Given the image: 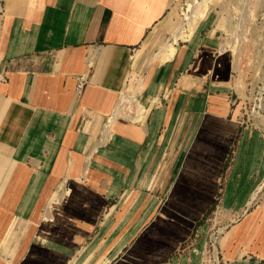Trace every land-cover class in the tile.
I'll use <instances>...</instances> for the list:
<instances>
[{
    "label": "crops",
    "instance_id": "1",
    "mask_svg": "<svg viewBox=\"0 0 264 264\" xmlns=\"http://www.w3.org/2000/svg\"><path fill=\"white\" fill-rule=\"evenodd\" d=\"M177 1L0 0V264H174L217 211L239 217L210 264H264L232 52L150 49Z\"/></svg>",
    "mask_w": 264,
    "mask_h": 264
},
{
    "label": "rangeland",
    "instance_id": "2",
    "mask_svg": "<svg viewBox=\"0 0 264 264\" xmlns=\"http://www.w3.org/2000/svg\"><path fill=\"white\" fill-rule=\"evenodd\" d=\"M212 30L221 37L222 49L229 50L234 56L233 83L240 96L241 120L245 131L254 133L243 150L231 159L242 160L249 154L247 148L253 144L252 136L257 146L260 144V151L255 154L264 159V0L177 1L171 6L166 23L156 31L150 49L159 51L178 40H191L195 34ZM133 95L134 92L130 96ZM129 99L122 96L121 101L124 103ZM131 100L125 114L129 113L128 109L131 112L139 109L135 114H141V104ZM262 188L259 189L261 193ZM238 217L215 212L206 216L187 245L182 262L176 260L174 264H210L217 257L218 242L225 228Z\"/></svg>",
    "mask_w": 264,
    "mask_h": 264
},
{
    "label": "bare ground",
    "instance_id": "3",
    "mask_svg": "<svg viewBox=\"0 0 264 264\" xmlns=\"http://www.w3.org/2000/svg\"><path fill=\"white\" fill-rule=\"evenodd\" d=\"M189 6H191V5H189ZM174 51H175V49H174V46H173V45L169 44V45L165 46L164 49H162V52H163V58H164V59H168V58H170V57L173 55ZM224 209H225V208H224ZM226 209H227V208H226ZM220 210H221V209H220ZM216 213H217L218 215L221 214L220 211H217Z\"/></svg>",
    "mask_w": 264,
    "mask_h": 264
},
{
    "label": "built area",
    "instance_id": "4",
    "mask_svg": "<svg viewBox=\"0 0 264 264\" xmlns=\"http://www.w3.org/2000/svg\"><path fill=\"white\" fill-rule=\"evenodd\" d=\"M84 85H85V80H84V78H81L78 81L76 89H75L77 95H80L82 93ZM132 102L134 103L135 101L133 100Z\"/></svg>",
    "mask_w": 264,
    "mask_h": 264
}]
</instances>
